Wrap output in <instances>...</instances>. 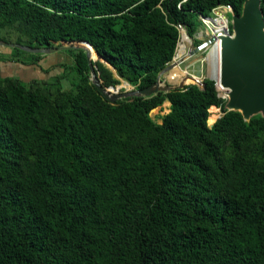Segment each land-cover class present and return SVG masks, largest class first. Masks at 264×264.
Wrapping results in <instances>:
<instances>
[{
  "label": "trees",
  "instance_id": "1",
  "mask_svg": "<svg viewBox=\"0 0 264 264\" xmlns=\"http://www.w3.org/2000/svg\"><path fill=\"white\" fill-rule=\"evenodd\" d=\"M244 1L0 0V41L87 42L117 76L78 43L102 88L143 89L172 61L176 25L193 38L200 16ZM64 52L69 89L66 71L0 75V264H264V118L226 111L208 78L110 103L85 52ZM41 56L0 63L47 74Z\"/></svg>",
  "mask_w": 264,
  "mask_h": 264
},
{
  "label": "water",
  "instance_id": "2",
  "mask_svg": "<svg viewBox=\"0 0 264 264\" xmlns=\"http://www.w3.org/2000/svg\"><path fill=\"white\" fill-rule=\"evenodd\" d=\"M260 4L261 0H245L240 14L231 15V35L218 37V81L212 77L208 78L215 85L218 83L220 88L225 90L226 111L239 112L244 121H249L251 117L256 115L264 118V19ZM214 41L215 37H211L207 44ZM73 43H80V45H86L92 49L87 42H62L57 47L31 49L29 47L0 41L1 46L17 48L28 53L41 55H47L61 50H83L86 54L90 82L98 93L110 103L129 97L149 98L159 92L167 93L175 89H183L186 86L183 82H180L178 86L161 84L162 76L172 68L179 66L183 62V60H180L166 66L157 75L155 83L146 88L134 89L133 91L124 93L106 91L102 88L101 82L98 79L95 66L92 64L94 61L90 58V53L85 47H81L80 45L76 46ZM198 50H201V47H196L193 51H190L189 57L193 56ZM94 53L106 67L114 72L106 61L95 51ZM155 109H152L149 115Z\"/></svg>",
  "mask_w": 264,
  "mask_h": 264
},
{
  "label": "rangeland",
  "instance_id": "3",
  "mask_svg": "<svg viewBox=\"0 0 264 264\" xmlns=\"http://www.w3.org/2000/svg\"><path fill=\"white\" fill-rule=\"evenodd\" d=\"M230 30H231V27H230ZM187 38L188 40L183 42V45H185V49L188 50L189 48L190 51H193L196 47H201V50L196 51V53L193 56L185 59L179 65V68L176 67L177 69L175 70L172 69L168 71L166 74H164L161 78L162 85L178 86L180 82H183L185 85L193 84L194 82L193 79H191L192 81L186 82V80L189 79V76L186 79H182L183 78L182 73L186 70L188 71L190 75H193L196 78H210L211 77L209 75L207 56L211 48L213 47V42L210 44L209 43L207 44V42L211 38V35L208 32L205 25L202 24L200 19H198V27L196 29V33L193 36V38H189L188 36ZM180 42H182L181 39H180ZM77 44L78 43H73V45H76V46ZM57 46L59 45H54V47H57ZM13 49H17V48H9V47H4L0 45V58L7 59L11 57ZM22 56L28 57L26 54L21 53L20 57L22 58ZM71 61H72V54L68 52H64V50H61L55 53L41 56V59L39 60L38 65L41 66L43 69H49V70L51 69L50 72L47 74L42 73L40 70V67L38 66H33L29 68H20L18 70H15L10 67V65L12 64L0 63V75H3V76L9 75L10 77L16 76L20 78V80L29 81L35 78H48L50 76L53 77L55 75L61 74L63 71H66L65 78L62 79L61 84L64 89H69L74 76L73 74H71L69 69L64 68L63 66L70 65ZM60 66H62L63 69H61ZM173 73L179 75L180 77L177 78L176 80L170 81L171 75ZM132 89H133V86H130L129 84H127L126 82L122 80H119V84L116 86L115 93L130 92ZM218 94L220 97L224 95L222 93V90L220 92L218 91ZM168 108H169V103L164 102L160 107L156 108L153 112L150 113V117L154 119L156 123H160L161 120L158 119V117L167 114L169 111ZM215 115H216V119L214 120V122L221 116V112L219 109L215 113ZM207 124H208V121H207Z\"/></svg>",
  "mask_w": 264,
  "mask_h": 264
},
{
  "label": "built area",
  "instance_id": "4",
  "mask_svg": "<svg viewBox=\"0 0 264 264\" xmlns=\"http://www.w3.org/2000/svg\"><path fill=\"white\" fill-rule=\"evenodd\" d=\"M233 14H234V12H233V9L230 5H219L212 10L210 16H207V17L200 16L199 17L200 21L202 22L203 25H205V27L207 28L211 37H215V41L213 42V46L216 45V43L219 44V40H218L219 36H222V35L230 36L231 35V30H230L231 23L230 22H231V15H233ZM175 28L178 31L179 39H178V42L176 45L174 56H173L170 64L174 63V62H178L180 60L184 61L185 59H187L189 57V51H190L189 48H188V50L185 49V45H184V51L181 54L179 53V49H180L181 44H183V42L187 41L188 38H187L186 30L182 25L178 24L175 26ZM183 38H185L184 41L182 40ZM180 39L182 42H180ZM218 53H219V48H218ZM177 68H179V66H177ZM182 74H183L182 79H186L188 76L192 77L194 80L193 84L200 87V88L202 87L204 78H196L193 75H190L187 70L184 71ZM179 77L180 76L173 73L171 75L170 81L176 80ZM170 81H168V82H170ZM214 85H215V83H214ZM215 88L218 92L217 85H215ZM218 96H219V94H218ZM220 98L226 100L224 95Z\"/></svg>",
  "mask_w": 264,
  "mask_h": 264
},
{
  "label": "bare ground",
  "instance_id": "5",
  "mask_svg": "<svg viewBox=\"0 0 264 264\" xmlns=\"http://www.w3.org/2000/svg\"><path fill=\"white\" fill-rule=\"evenodd\" d=\"M182 40L184 41L185 38H183ZM218 48H219V44L216 43V45H214L211 48V50H210V52L208 53V56H207V64H208V68H209V75L212 78H214L216 81H218V75H219V55H218ZM183 51H184V45L181 44L180 49H179V53L181 54ZM172 69L175 70L177 68L174 67ZM191 79H193V78L192 77H189V79L186 80V82L192 81ZM217 89H218L219 92L222 90V93H225V90L222 89V88H220L219 84L217 85Z\"/></svg>",
  "mask_w": 264,
  "mask_h": 264
}]
</instances>
